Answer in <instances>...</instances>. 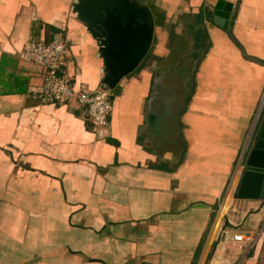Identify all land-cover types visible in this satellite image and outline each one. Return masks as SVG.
I'll use <instances>...</instances> for the list:
<instances>
[{"label":"crops","instance_id":"obj_1","mask_svg":"<svg viewBox=\"0 0 264 264\" xmlns=\"http://www.w3.org/2000/svg\"><path fill=\"white\" fill-rule=\"evenodd\" d=\"M225 1L226 30L218 0L139 1L152 44L105 84L97 135L78 103L34 99L43 71L18 58L65 29L74 87L104 83L76 0H0V264H264V200L235 196L264 124V0Z\"/></svg>","mask_w":264,"mask_h":264},{"label":"water","instance_id":"obj_2","mask_svg":"<svg viewBox=\"0 0 264 264\" xmlns=\"http://www.w3.org/2000/svg\"><path fill=\"white\" fill-rule=\"evenodd\" d=\"M140 0H76L74 11L98 40L104 84L113 88L146 57L154 35L153 17ZM234 4L218 0L214 23L228 29ZM238 199L264 200V124L250 143L235 193Z\"/></svg>","mask_w":264,"mask_h":264},{"label":"built area","instance_id":"obj_3","mask_svg":"<svg viewBox=\"0 0 264 264\" xmlns=\"http://www.w3.org/2000/svg\"><path fill=\"white\" fill-rule=\"evenodd\" d=\"M18 58L43 71L40 86L33 89L32 97L42 104H63L76 102L86 109L91 128L97 135L109 124L112 111V91L102 83L96 89H90L81 84L74 87L70 77L64 71L69 60V48L66 30L55 32L49 41H27L18 52ZM105 75V70H101ZM264 113V94L257 121ZM223 211V210H222ZM221 211V213H222ZM264 232V222L260 228ZM236 242L253 244V236L234 235Z\"/></svg>","mask_w":264,"mask_h":264},{"label":"bare ground","instance_id":"obj_4","mask_svg":"<svg viewBox=\"0 0 264 264\" xmlns=\"http://www.w3.org/2000/svg\"><path fill=\"white\" fill-rule=\"evenodd\" d=\"M228 199H230V196H229V198ZM225 209H226V206H225Z\"/></svg>","mask_w":264,"mask_h":264}]
</instances>
